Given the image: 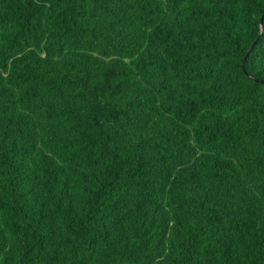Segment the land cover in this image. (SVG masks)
Listing matches in <instances>:
<instances>
[{
    "label": "trees",
    "instance_id": "obj_1",
    "mask_svg": "<svg viewBox=\"0 0 264 264\" xmlns=\"http://www.w3.org/2000/svg\"><path fill=\"white\" fill-rule=\"evenodd\" d=\"M0 264H264V0H0Z\"/></svg>",
    "mask_w": 264,
    "mask_h": 264
}]
</instances>
